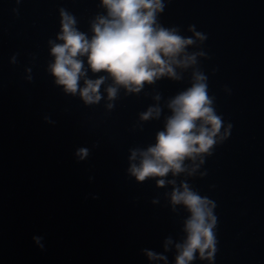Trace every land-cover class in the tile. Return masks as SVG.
<instances>
[{
    "label": "water",
    "instance_id": "95a60500",
    "mask_svg": "<svg viewBox=\"0 0 264 264\" xmlns=\"http://www.w3.org/2000/svg\"><path fill=\"white\" fill-rule=\"evenodd\" d=\"M162 4L156 24L191 38L184 53L195 63L129 92L81 57L73 94L49 72L61 12L90 38L107 15L101 0H0V264H175L190 217L171 202L182 184L214 205L213 256L194 253L189 264H264V0ZM196 74L221 119L216 142L183 172L137 181L130 165ZM100 76V100L85 103L83 80ZM149 108L159 116L141 119Z\"/></svg>",
    "mask_w": 264,
    "mask_h": 264
},
{
    "label": "clouds",
    "instance_id": "9594fccd",
    "mask_svg": "<svg viewBox=\"0 0 264 264\" xmlns=\"http://www.w3.org/2000/svg\"><path fill=\"white\" fill-rule=\"evenodd\" d=\"M107 15L97 18L92 25L93 35L89 38L75 28V19L61 12L62 43L54 44L50 55L54 57L49 66L50 74L64 91L75 94L78 81L84 78L81 57L86 56L88 69L93 73L105 72L114 85L123 86L129 92H138L144 83L167 75L175 78L174 66L187 67L195 63V55L184 53L191 38H183L174 29H165L156 24V15L163 10L162 0H101ZM199 39L204 37L195 34ZM51 43V42H50ZM179 57V59H177ZM202 74H196L192 86L173 98L168 107L172 115L168 117L164 130L156 135L155 144L139 153L138 163H132L129 172L137 181L147 177H164L170 171L173 175L183 172V161L198 154L207 153L216 142L214 139L221 127V119L216 115L212 100L207 95V85ZM105 77L95 80L84 79L79 95L85 103L100 100L98 89ZM108 98L115 97L117 87L106 89ZM158 99V97H157ZM159 108H149L141 117L147 120L158 117ZM197 121H200L197 124ZM228 129H225L226 136ZM81 158L87 155L85 149L79 151ZM133 151L131 161L137 160ZM164 180H157L163 186ZM171 202L184 205L190 213L185 222L186 239L176 245L178 255L175 264H189L194 253L201 259H210L215 251L212 229L215 217L214 205L206 198L182 184L174 189ZM205 250L207 255H205ZM151 259H165L147 252Z\"/></svg>",
    "mask_w": 264,
    "mask_h": 264
}]
</instances>
